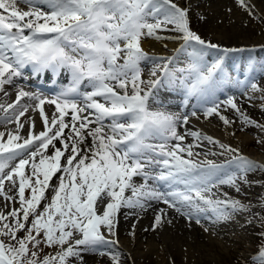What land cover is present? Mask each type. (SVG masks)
<instances>
[{
  "label": "snow or ice",
  "instance_id": "1",
  "mask_svg": "<svg viewBox=\"0 0 264 264\" xmlns=\"http://www.w3.org/2000/svg\"><path fill=\"white\" fill-rule=\"evenodd\" d=\"M237 3L254 15L249 0ZM190 11L191 5L179 0H0V94L15 92L11 102L0 98V124L6 129L0 131V197L9 208L0 210V264H88V254L123 264L113 251L122 208L133 210L125 219L153 209L152 227L145 231L172 225L170 210L206 232L202 220L219 224L238 215L246 224L259 220L264 226V215L252 213L251 202L223 190L243 194L260 183L249 175L264 173V163L188 129L189 115L168 111L161 96L182 89L184 106L197 99L192 116L202 109L204 117L216 116L232 127L237 120L224 114L228 109L244 126L241 131L255 127L264 136V123L242 110L234 95L217 102V91L232 78L219 52L211 64L205 60L219 45L192 30ZM149 39L180 46L173 56L157 57L142 47ZM182 54L189 60L186 67L177 66ZM62 76L69 78L67 85H60ZM45 78L52 82L51 96L21 84ZM233 87L244 95L264 94L255 76L236 80ZM257 206L264 208V196ZM135 229L134 223L133 237ZM259 235L264 240V232ZM252 259L264 264V243Z\"/></svg>",
  "mask_w": 264,
  "mask_h": 264
},
{
  "label": "bare ground",
  "instance_id": "2",
  "mask_svg": "<svg viewBox=\"0 0 264 264\" xmlns=\"http://www.w3.org/2000/svg\"><path fill=\"white\" fill-rule=\"evenodd\" d=\"M179 2L182 6L191 5L192 7L191 10L196 8L195 10H199L202 13V15L204 14V16L208 15L207 16L208 20L206 24H207V30L210 33L209 36H212V38L210 39L214 41L222 40L226 38L227 36L226 34L233 33L231 35H235L242 44L246 43L248 47L251 49L247 50L248 49L247 47V49H245L242 52L243 55L239 59L241 63H243V61L245 60L247 61L254 60V62H256L258 59H260L259 57H261L260 56L261 53L259 52L260 54H256L255 53L256 51L254 50L261 49L262 52L264 51V1L263 0H249L250 5H254V14L258 17H261V19H258V22L251 21V23L249 21L248 22L246 21L247 17L245 16V14L247 13L244 12L245 14H243L242 12L243 8H241L238 5L237 0H179ZM208 6L209 8H207ZM251 16L253 15L251 14ZM160 35L168 36L171 34L160 33ZM165 45H167V47H165ZM179 46L180 44L178 41H173L171 39H166L162 41L149 39L142 42V47L148 53L155 55L157 57H162L163 55H165V57L173 56L174 50L179 48ZM218 52L220 53V55H223V52L221 53V51L208 50V54L209 55L213 54V56L217 55ZM226 55L229 56L228 53ZM246 55L251 57H247ZM181 56L184 55L182 54L180 55V57ZM254 57L257 58L253 59ZM257 62L259 63V61ZM244 79L245 78L241 80ZM235 80L236 78H234L232 82H234ZM234 96L236 97L237 104L240 105L242 110H244L251 118L259 116L264 119V114H259L257 107L255 109H252L251 107L250 109V105H248L249 103L247 104L246 102L247 100L246 96L240 94ZM0 98L11 102L12 100L15 99V96L11 95V97H3V94H0ZM191 98L196 100L195 96ZM51 110L52 109L49 108V110H46V112L51 113ZM28 116L29 115L26 114L25 117H22L21 122H23ZM214 117L217 118V120L208 121L207 119L201 118L199 119L198 122L195 123V125L194 123H189L187 127L190 130H199L207 135H211L216 139H220L223 143H227L232 146L239 147L244 155H247V153L249 152L246 151L247 145L248 146L257 145L256 143L257 139L246 141L244 137H241L242 135L238 136L236 131H239L242 128L239 125L236 124L232 127H228L223 125L222 121H220L218 117L216 116ZM228 117L229 119H234L233 117L230 116ZM36 118H35V131L39 132L43 130L42 122L41 119L39 120ZM7 127L11 129V128H15L16 126L15 124H10ZM27 128L28 125H25V129ZM5 130L6 129L4 125L0 124V131H5ZM231 132H235L237 135L232 136L230 135ZM21 134L23 135L24 132H22ZM207 150H208L207 148L204 149V151ZM196 151H201V150L196 149ZM258 156H260L259 158L261 160L264 159V156L261 155ZM200 158L203 159L204 157L201 156ZM207 158L217 160L218 162L224 159L223 157H212V156H209ZM233 194L236 193L234 192ZM257 195H259L258 192ZM158 207H166V206L165 205L162 206L160 204L158 205ZM125 212L131 213L133 212V210L122 208L120 212V217H119L120 223L117 228V238L122 235H127V237L122 236L121 239L119 240L121 241V246L123 245L124 248H122L121 246H120L121 248L115 246V251L120 253L121 259L124 264H137L138 261L141 260L145 261L146 259H149L150 255H155V256H151L154 257L153 261L155 263L156 262L160 263L161 260L159 258L162 257L163 260L164 258H167V261L170 264H193V263L211 264L213 260L216 262L219 261L220 264H222V262L227 261V258L230 256V252L235 253L234 250H230L231 246L230 247L227 246L229 244H226L223 240L221 239L219 240V238L216 237L218 236L217 233L220 234L223 231L219 228L218 224L216 225L210 224L213 226H210L209 230H213L214 232L212 233L216 235L213 236L211 234L213 236L212 238L211 236L209 237L208 234H204L203 231L199 232L197 230L199 228L196 229L195 227L196 225L191 224V226H189L187 220L184 217H181L170 210L169 216L174 217V221L172 225H165L163 228H158L155 231H145V229H151L152 227L153 215H154L153 209H149L147 212L141 213L139 218L136 215H130L128 219H125L124 218ZM240 219L242 218L240 217ZM134 223L136 224V229H135V236L133 237L129 233ZM236 252L240 254L237 250ZM244 255L246 254L244 253ZM85 258L86 260H88V264L89 263L96 264V262H98V264H110L109 258H108L109 260L104 257L98 258V256L91 254L86 255Z\"/></svg>",
  "mask_w": 264,
  "mask_h": 264
},
{
  "label": "rangeland",
  "instance_id": "3",
  "mask_svg": "<svg viewBox=\"0 0 264 264\" xmlns=\"http://www.w3.org/2000/svg\"><path fill=\"white\" fill-rule=\"evenodd\" d=\"M234 3H236V2H234ZM207 8H209V6ZM195 9L196 8H194L193 10L190 11V26H191V28H192L193 31H196L205 40L211 41L212 43L219 45V48L218 49H211V51L212 50H219V49L222 50L224 48L240 49V50L247 49L248 45L246 43L245 44H242L240 42V40H238V38L235 35H231L233 33L226 34L227 35L226 38H224L222 40H215L214 41V40L210 39V38H212V36H209L210 33L207 30V24H206L207 23V20H208V17H207L208 15L207 16H204V14L202 15V13L199 10H195ZM242 12H243V14L247 13V14H245V16L247 17L246 18V21L247 22L248 21L250 23H251V21L252 22L253 21L254 22H258V19L257 18H254V15L255 14L254 15L252 14L253 16H251V14H249V12L248 11H245L244 9H242ZM201 15L205 17L204 20H201L199 18ZM227 37H228V39H227ZM254 51H256L255 52L256 54H260L261 53V55H260L261 57L258 60L259 63L256 66L257 69H256V67H255L256 70L254 69V75L256 77V82H258L261 87H262V85L264 87V51L262 52L261 49H258V50L255 49ZM229 53L232 54V52H229ZM213 58H216V57H213ZM214 60L211 59L210 64ZM184 61H186V59L183 58V57H181V61L180 62H184ZM180 67H185V66H184V64H181ZM148 74H149V72H148V69L146 68L144 70V73H143L144 78H147L148 77ZM239 94L240 95H243V96H246V98H247L246 102H247V104L249 103L248 105H250V109H251V107H252V109H255L257 107V109L259 111V114H264V111L261 110L262 109V105H264V100H261L260 99L261 95H264V94H262L260 92H251V91H248L247 94H249V95H244L242 93H237L235 95H239ZM249 96H252V97H255V98L249 100L248 99ZM238 106H240V105H238ZM228 113H230V114H228ZM233 113L234 112H232L231 110H227V109L224 112V114H226V115H228V116L233 117L234 119H236L237 120V123H236L237 125H239L240 127H244L243 125H241L239 123L238 117H236ZM206 119L208 121H215V120H217V118H215L214 116L213 117H210V118H206ZM253 119L257 120L259 123H263L264 122V119L261 118V117H259V116H256ZM236 132H237L238 136H241L242 135L241 137H244L246 139V141L247 140H256L257 139L256 140V143H257V145L258 144L259 145L258 146L257 145H255V146H250V145L248 146L247 145L246 151L247 152L249 151V152L248 153L246 152V153H247V156L248 157L251 156L250 157L251 159L256 160L257 162L260 161V163H264V159L261 160L259 158L260 156H258V155L264 156V143H258V140H260V139H262L264 137L262 136V134H260V132L258 131V129H256L255 127H250V128L247 127L243 131L239 130V131H236ZM237 134L235 133V135H237ZM249 180H251V181H259L260 183H254L251 186V188H248V187L244 188V192L241 195L240 194L238 195L237 193L236 194H233L234 191H232L231 189H229L227 187H225L223 190L226 191V192H229L230 195L234 196L237 199H240L244 203L251 202L254 205V207L252 208V213H259L260 215H264V208H260V207L257 206L260 197L264 196L263 195L264 194V173L256 172V173L250 174L249 175ZM54 182H55V180H54ZM5 190L6 191L8 190V183L7 182L5 183ZM257 192H258L259 195H257ZM26 194H27V192H26ZM127 194L128 193H126V195ZM248 197H249V200H248ZM16 206L18 207V204ZM0 210L5 211V213L9 210V208L5 206V202H4V200H3L2 197H0ZM240 217L242 219H240ZM243 218H244L243 216L238 215L232 221L221 222L220 223L221 225L218 224L219 228L224 231V234H223V231L220 234L217 233V235L219 237L216 236V235H214V233H212L213 231L212 232L211 231H207L206 232V231H204V228L203 227H201V226L200 227L199 226L196 227V229L199 228V229H197L199 232L200 231H203V233L204 234H208L209 237L211 236L213 238V236H216L217 238H219V240L220 239L223 240L226 244H229L227 246H229V247L231 246L230 247V250H234L235 251V253H233V252L231 253L230 252V256L227 258V261L226 262H222V264H257V262L254 261L252 259V257L255 256V255H258V253L260 251V246H261L262 243H264V240H262L261 236L259 235L261 232H264V226H261L259 220H254L253 223L246 224L245 223V219L243 220ZM204 227H207V225L205 224ZM122 236L123 237H125V236L127 237V235H122ZM122 236L118 237V240H120ZM119 243L120 244L117 245L118 248L121 246V241H119ZM121 247L124 248L123 245ZM113 250L115 251V248H113ZM236 250L240 254H238L236 252ZM244 253L246 255H244ZM234 254H236V255H234ZM91 255H95V254H91ZM151 256H155V255H150V258L149 259H146L147 261L146 260L145 261L141 260V261H138L137 264H166V263L167 264H170V263H168L167 258H164V260H163L162 257L159 258L161 260L160 263L159 262H156L155 263L153 261V258L154 257H151ZM104 258H106V259L109 258L110 259V257H108V256H104ZM165 261H166V263H165ZM182 261H184V260H182ZM109 262H110V260H109ZM215 262L216 261L213 260L211 262V264H220L219 261H217L216 263ZM96 264H98V262H96Z\"/></svg>",
  "mask_w": 264,
  "mask_h": 264
}]
</instances>
